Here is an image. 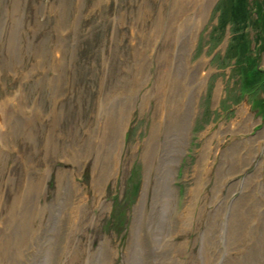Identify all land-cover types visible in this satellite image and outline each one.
Wrapping results in <instances>:
<instances>
[{"label": "rangeland", "instance_id": "1", "mask_svg": "<svg viewBox=\"0 0 264 264\" xmlns=\"http://www.w3.org/2000/svg\"><path fill=\"white\" fill-rule=\"evenodd\" d=\"M222 2L0 0V94L17 111L0 139V264H109L106 251L86 256L101 243L111 264H264L263 138L254 160L218 182L215 157L180 230L207 137L221 129L228 150L264 130V77L244 82L230 55L234 32L219 27ZM245 30L264 69L259 27ZM161 79L162 105L181 115L162 117L148 173L142 150ZM243 103L255 124L233 133ZM111 123L123 126L115 167Z\"/></svg>", "mask_w": 264, "mask_h": 264}, {"label": "bare ground", "instance_id": "2", "mask_svg": "<svg viewBox=\"0 0 264 264\" xmlns=\"http://www.w3.org/2000/svg\"><path fill=\"white\" fill-rule=\"evenodd\" d=\"M199 65V64H198ZM202 68V67H201ZM161 83L159 84L158 87H161L163 92H160L158 94V98H159V102H158V106L156 107L157 111H154V120H153V124H152V127H151V132H150V136L149 138L147 139V143H145V146H144V149L142 150L143 151V161L145 162L146 164V168H147V172L149 173L150 172V163L152 160V145H153V140L154 138L156 137V135L160 132L159 128L160 125H161V122H162V117L165 116H168V118H172L171 116H169L168 114L170 113V115H173L176 117H179L181 115V110L179 108H177L178 111H173L171 109L170 106L168 105H165L162 101V97L161 96H164V97H168V93H166V88H167V84H166V81L164 82L162 79L160 80ZM178 81V80H177ZM181 82V81H180ZM201 87V86H200ZM161 90V91H162ZM173 92V91H172ZM192 92V91H191ZM199 92V91H198ZM5 93V92H4ZM180 93V92H179ZM6 94H7V91H6ZM8 95V94H7ZM172 97H177L178 96V93H172L171 94ZM0 97H3L5 98V101L2 102V104L0 103V139L2 140V135H3V130L5 128V125L8 124V121H12L13 118L16 116L15 114L17 113V111L15 109L12 108V106L10 104V101H14V99L12 100H7L6 99V95L4 94V96L2 94H0ZM179 97V96H178ZM179 101V100H178ZM157 102V101H156ZM176 102V101H175ZM184 102V101H183ZM19 103V101H18ZM166 103V101H165ZM185 104V103H184ZM21 105V104H19ZM183 105V104H182ZM174 107V106H172ZM192 108V107H191ZM191 110V109H190ZM174 112H178L179 114L176 115ZM196 113V112H195ZM238 114V118L235 120V121H232L229 128L231 130V132L233 133H240L241 130L242 131H247L250 127H252L255 123H254V118H253V113H251L250 111V106L247 104V103H243L239 108H238V111L237 113ZM186 115V114H185ZM37 116V114H36ZM191 116V115H190ZM36 117L34 116V119ZM177 121V120H176ZM10 123V122H9ZM176 124L175 125H178L180 123L178 122H175ZM112 124V123H111ZM124 124V123H123ZM122 125V124H121ZM113 128H117V137L113 136V132L111 131ZM123 128V126L121 127L120 125H118V123H114L110 126V130H109V139L111 141H113V148H114V154L113 156L111 155L109 158L112 159L109 163L107 162L108 166L111 164L112 166V163H114V167L115 165L118 163L119 161V157H120V149H121V140H122V136L119 135L120 130ZM251 129V128H250ZM159 130V131H158ZM182 130V129H181ZM178 131V130H177ZM33 131H31L32 133ZM205 133V132H204ZM224 134V132H223ZM259 134V136H258ZM256 134V137H252L250 139H246L244 138L242 141L240 140V142L235 144H232L228 150H222V148L220 146H222L223 142H224V138L222 137V131L221 129L219 131H217L214 135H211L209 137H207L205 143L203 144V146L201 147V151L199 152V157L198 158V161H197V164L195 166V168H193V176L195 177L196 179V184L194 187H191L189 193H188V196H187V199L185 201V204H184V208L183 210L181 211V213L179 214V220H180V230L181 231H185L187 229V225H188V220L187 218L192 214V212L194 211L195 207L198 206V197H199V194L200 192L202 191V185L203 183L205 182V179L209 178V177H206L209 170L211 169V166L212 164L214 163V159L216 156L218 155H222V163H221V166L218 167L219 171H218V174H217V177H216V182L218 181H221V179L223 177H232L233 175V172L236 171V172H241L245 167L246 165L249 164L250 161L254 160V158L256 157L257 154L260 153V150H261V143H260V140L258 139H261L263 138L264 139V130L261 131L260 133ZM205 135V134H204ZM207 136V135H206ZM214 136L216 137V143L214 144L213 142V139H214ZM258 136V137H257ZM184 140H186L184 138ZM249 143V144H248ZM245 145V147L247 146L246 148V153H243V152H240L243 147L239 146L240 148H238L236 150V147L237 145ZM242 145V146H243ZM235 148V149H234ZM177 150H179V148H176ZM229 149L233 151V153H228L230 152ZM224 151V152H223ZM243 151V150H242ZM221 152V153H219ZM2 155V151L0 150V157ZM109 155V154H108ZM1 159V158H0ZM109 161V160H108ZM229 162V165H226V163ZM106 164V165H107ZM105 165V166H106ZM171 165V164H170ZM103 167H104V164H103ZM259 168H261V166H258ZM95 168V167H94ZM224 168V169H223ZM108 169V168H107ZM149 169V171H148ZM239 169V170H238ZM238 170V171H237ZM223 171H227L226 174L223 173ZM100 172V171H99ZM170 172V171H169ZM103 171L101 173H98V175H96L97 179L94 178V182L96 183V186L98 188V190H101L100 186L98 187L97 184L98 182H104L106 181L104 178V175L102 174ZM10 174V173H9ZM257 172H255V177H257ZM10 176V175H9ZM106 176V175H105ZM103 179V180H102ZM208 180V179H207ZM148 181V180H147ZM100 182V183H101ZM99 183V184H100ZM220 186L222 185H218L217 188H219ZM215 188L213 191H214V194H213V199L217 197V193H218V189ZM97 190V189H96ZM174 191V190H173ZM102 192V191H101ZM164 192H171L170 190H165ZM201 195V194H200ZM166 196V195H165ZM19 198V194L18 192L16 194L13 195V201H12V205H11V209H8L9 212H8V215L9 213L10 214H14V208H15V205L16 203L18 202V199ZM166 199H167V202H169L170 206H168V208H172L173 207V202H171V200L173 199L172 196H166ZM212 200V199H211ZM142 202V200H141ZM140 202V204H142ZM213 202V200L211 201ZM140 204L136 207L137 208V211L138 210H141L139 209L140 208ZM163 206H166V204H164ZM81 208V207H80ZM166 209V208H165ZM201 210H198L200 213H199V217H201L203 214L202 210H204V208H200ZM136 210V209H135ZM193 215V214H192ZM210 216V215H209ZM208 216V217H209ZM207 217V218H208ZM137 218V216H136ZM200 219V218H199ZM73 220V219H72ZM82 217L79 219V221L82 223ZM193 220V219H192ZM93 221V219H91V222ZM191 222V221H190ZM192 224V222H191ZM177 227V225H176ZM214 227V226H213ZM2 229V227L0 228V230ZM167 229V228H166ZM164 230V229H162ZM177 230V229H176ZM165 231V230H164ZM178 233V232H177ZM180 234V232H179ZM134 236V235H133ZM212 238V237H211ZM210 242V241H209ZM172 247L174 250H178V248L176 247L175 245V242L173 241L171 243ZM167 246V245H166ZM98 249L95 250V252H91L90 249H86V256L87 255H92L94 256L96 253H100V252H103V251H106L107 253V261L109 262V264H111L112 260H113V256H109L108 254H112V250H111V247H107V244L106 243H101L99 244V247H97ZM82 250V249H81ZM80 251V250H79ZM104 255V254H103ZM85 256V255H84ZM83 256V257H84ZM102 257V256H101ZM129 257V256H127ZM182 257V256H180ZM209 257V255H208ZM106 259V258H105ZM161 263V262H160ZM212 263V262H211Z\"/></svg>", "mask_w": 264, "mask_h": 264}, {"label": "trees", "instance_id": "3", "mask_svg": "<svg viewBox=\"0 0 264 264\" xmlns=\"http://www.w3.org/2000/svg\"><path fill=\"white\" fill-rule=\"evenodd\" d=\"M219 15V27L231 26L233 31L230 51L239 65V71L244 76L246 84L252 87L253 83L264 77V71L258 65V54L251 48V40L248 36V25L255 24L259 27L258 38L255 44L259 47L264 43V0H223ZM255 14V16L252 15Z\"/></svg>", "mask_w": 264, "mask_h": 264}]
</instances>
